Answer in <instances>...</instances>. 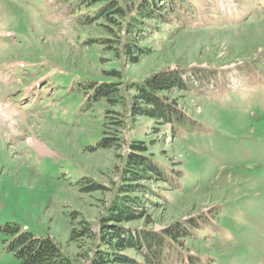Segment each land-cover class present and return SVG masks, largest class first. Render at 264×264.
<instances>
[{"label": "rangeland", "instance_id": "obj_1", "mask_svg": "<svg viewBox=\"0 0 264 264\" xmlns=\"http://www.w3.org/2000/svg\"><path fill=\"white\" fill-rule=\"evenodd\" d=\"M92 1L0 0V264L24 263L16 241L27 236L50 241L63 264H97L101 221L128 194L135 141L179 181L175 190L158 179L135 183L134 201L162 209L145 208L150 221L123 229L153 240L148 233L165 237L179 222L188 236L170 242L166 264H264V0H175L172 11L153 0ZM110 6V18L83 26ZM139 7L159 12V22ZM178 69L187 93L163 95L187 116L188 143L133 110L137 86ZM82 79L116 84V104L93 100ZM83 225L90 239L72 241ZM164 240L153 249L161 260Z\"/></svg>", "mask_w": 264, "mask_h": 264}, {"label": "trees", "instance_id": "obj_2", "mask_svg": "<svg viewBox=\"0 0 264 264\" xmlns=\"http://www.w3.org/2000/svg\"><path fill=\"white\" fill-rule=\"evenodd\" d=\"M97 1H92L93 3L91 4L99 3ZM150 1L152 2V0ZM153 1L159 7L160 5H162L163 9L167 8L165 6V0ZM175 7L176 5L174 6V8ZM112 8L113 6L107 7L97 18H85L88 20H83V26H89L92 25V23H94L95 21L97 22L99 20H103L104 18H110V16L106 15V13L109 12V10H111ZM138 10V15L140 17L146 11V14H149V16L147 17L150 20H153L156 23L159 22V12H157L156 10H150L148 7H144V9L143 7H139ZM182 11L183 5L180 4L176 8V15H179ZM116 12L117 14L113 15L120 16V14H118L119 10H116ZM139 19L140 18L135 19V21H133L131 25L127 27L128 32L133 29V24L139 21ZM112 20L113 19H109L110 22L114 23V21ZM181 31L182 29H180V32ZM140 36L141 35H138V37ZM138 52L140 51L138 50ZM249 57L250 56H247L246 54L239 55L238 57L234 58V61L243 62L242 60H245ZM132 59L135 63L136 58ZM180 72L182 71L178 69L175 71L163 72L159 75H155V77L153 75L149 80L145 82V86H137L136 89L138 90V93L135 96V105L133 109L136 115L146 116L148 118H151L152 120H155V122H160V124L167 126L172 134L171 136H173L174 134L175 124H177L178 128H180V126H184V124L188 122L185 115L178 110L176 104L172 101L169 102V100H167V98H165L163 95L165 91L168 92L174 90L182 93L183 91H185L184 94L187 93L186 84L181 80ZM82 83L83 85L87 84V88H92L91 94L93 100H97L102 96L105 98H109L108 102L116 104V93L118 90L116 84L107 83L102 87L99 85L100 88L97 87L96 89L94 87L95 84H92V81L89 79H82ZM109 141L113 140L110 139ZM109 141H106V148L112 147V143L109 144ZM144 148L145 147H143V143L135 141L131 145L130 150H128L126 159L127 166L125 168L124 176L126 177V183H130H128L130 187H127V189L123 191L128 194H123V196L118 198L115 201L114 206L110 207L105 219L103 218V220L101 221L100 237L101 241H103L102 244L104 243L106 247V251L99 253L98 257L96 258V260L98 261L97 264H138L137 260H135V263H133L132 258L125 256L126 250L134 251L135 256L140 257L139 259L142 262H139V264H163V261L165 263L170 260V242L182 238L183 236H188L186 234V230L184 229L185 227H179L180 223L177 221L171 223L167 227V229L164 230L165 237L161 236L162 233L156 235L154 232H147L148 235L150 234L147 237L156 241L144 238L139 232L137 234L140 235H138V237H135L134 233H130L129 231L123 229L122 226L124 224L139 222L144 218H147L148 215L146 214L147 211L145 208L152 210H154L155 208L162 209V207H160L157 202H150L148 201V199L144 200V204L149 207H143L142 205H140V200L134 201V199L131 198V194L139 192V188L135 183L142 179H147V181L158 179L161 180L160 184H165L167 188H171L172 190H175L176 186L178 185V176L174 175L171 172L172 165L170 164V167L168 166V163L166 165H163L161 163L157 165L156 163L158 162L156 160L154 161L153 159H149L146 157V150ZM168 176L173 178L175 182L172 183L171 179H169ZM90 188L94 189L95 186L92 185L89 187V189ZM149 194L151 196H154V194L150 191ZM189 213H192V211L189 210ZM147 219L148 221H150L149 218ZM193 228V225L189 227V229ZM177 233L179 235H177ZM143 234L145 235V233ZM90 235L91 234L89 233L87 226L83 225L82 229L78 233L73 231L71 240L74 241L80 236L90 239ZM165 238H167L169 242L166 243L168 248L165 252V258L162 259V261V256L160 255V253L153 254V249H160L161 247H163ZM18 243L19 240L16 241V251H19L17 255L21 260L24 261L23 264H63L61 261L62 257L59 254L58 248L48 240H37L27 236L25 237L24 241L22 240V243L20 245H18ZM107 250H111V252ZM173 255H177L181 260L183 259L184 261H186V255L183 257L181 251L176 252L174 246L172 247V256ZM66 263L68 262L66 261Z\"/></svg>", "mask_w": 264, "mask_h": 264}]
</instances>
